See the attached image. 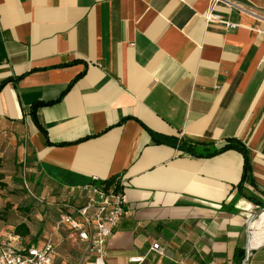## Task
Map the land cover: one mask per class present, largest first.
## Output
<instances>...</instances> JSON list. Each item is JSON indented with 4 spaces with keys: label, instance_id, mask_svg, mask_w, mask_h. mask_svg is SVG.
I'll return each instance as SVG.
<instances>
[{
    "label": "crops",
    "instance_id": "0c3cea01",
    "mask_svg": "<svg viewBox=\"0 0 264 264\" xmlns=\"http://www.w3.org/2000/svg\"><path fill=\"white\" fill-rule=\"evenodd\" d=\"M231 1L264 17V0ZM3 81L0 201L13 191L28 211L0 216V232L24 222L23 245L52 238L54 264H87L85 243L56 228L60 204L92 178L122 177L105 264H242L249 213L246 264H264V18L210 0H0ZM35 102H47L45 134ZM151 132L215 148L239 139L254 184L239 187V151L199 157Z\"/></svg>",
    "mask_w": 264,
    "mask_h": 264
},
{
    "label": "built area",
    "instance_id": "2783aa9c",
    "mask_svg": "<svg viewBox=\"0 0 264 264\" xmlns=\"http://www.w3.org/2000/svg\"><path fill=\"white\" fill-rule=\"evenodd\" d=\"M217 2L232 5L257 18H264L254 9L243 3L231 0H210L213 6ZM207 21L224 22L219 14L208 12ZM125 180L120 177L111 181H100L92 178L90 181L76 187V193L63 198L56 228H68L76 237L85 243L86 251L91 257L87 264H105L106 242L120 223L126 207L124 193ZM75 200V202L73 201ZM264 209V207H260ZM256 214L247 216V240L242 264H246L254 247L251 243L255 236ZM159 244L153 243L151 249L159 250ZM56 246L51 238L41 244L23 245L21 236L16 233L0 232V264H54ZM139 258H133L138 260Z\"/></svg>",
    "mask_w": 264,
    "mask_h": 264
},
{
    "label": "trees",
    "instance_id": "16d2710c",
    "mask_svg": "<svg viewBox=\"0 0 264 264\" xmlns=\"http://www.w3.org/2000/svg\"><path fill=\"white\" fill-rule=\"evenodd\" d=\"M5 81H3L0 84V88L2 84H4ZM72 82L68 84L67 87L71 85ZM47 102H35L30 107V114L34 121V123L38 126L41 132L44 133L43 129L40 127V124L37 120V110L39 107L46 105ZM151 136L153 140L157 143H165V144H172L177 146L180 150L187 152L191 155L199 156V157H211L214 155H217L221 152H224L229 149H234L239 151L243 156V169H242V175L241 180L239 183V187H242L245 182L253 185L254 179L252 175V164H251V158L250 153L247 147L244 143H242L239 139L232 138L229 139L228 142H226L224 145L215 148L211 145V143H197L190 140L180 139L176 140L173 137L166 136V135H159L151 132ZM112 179H109L111 181ZM254 200V199H253ZM260 206L264 207V202L256 201ZM60 213V210H59ZM59 215V214H58ZM14 232L19 235H26L28 234L29 230L27 225L24 222H21L17 224L14 228Z\"/></svg>",
    "mask_w": 264,
    "mask_h": 264
},
{
    "label": "rangeland",
    "instance_id": "374dc122",
    "mask_svg": "<svg viewBox=\"0 0 264 264\" xmlns=\"http://www.w3.org/2000/svg\"><path fill=\"white\" fill-rule=\"evenodd\" d=\"M26 182L27 184L26 185H23L24 189H25V192L27 194H29V190L30 192L34 193L33 189L31 188L28 180L26 179ZM5 187H7V185H3ZM1 186V187H3ZM2 189V188H0ZM7 189V188H6ZM74 188H72L73 190ZM6 194L1 198V217H7V215H9L10 212H13L14 211V216H13V220H17V221H20L22 220V218L25 216V212H27L28 210H24V208H19V207H22V204L23 202L25 201L24 200V195H17V193L15 192H11V191H8L6 190ZM7 196L9 197L10 201H7V202H4V200L7 198ZM75 202V200H73ZM15 204L19 205L16 209H11V207ZM5 205V206H4ZM0 217V218H1ZM52 239V238H51ZM53 240V239H52ZM82 256H83V259H85L86 257L89 256V253L86 251V248L82 249V252H81ZM89 261V259H87ZM84 261V260H83Z\"/></svg>",
    "mask_w": 264,
    "mask_h": 264
}]
</instances>
